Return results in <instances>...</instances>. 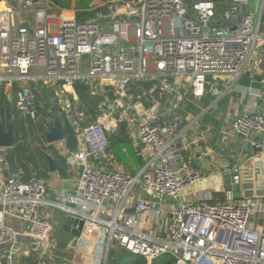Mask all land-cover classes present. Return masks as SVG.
I'll use <instances>...</instances> for the list:
<instances>
[{
  "label": "built area",
  "instance_id": "obj_1",
  "mask_svg": "<svg viewBox=\"0 0 264 264\" xmlns=\"http://www.w3.org/2000/svg\"><path fill=\"white\" fill-rule=\"evenodd\" d=\"M249 1L229 0L217 12L210 0H106L92 6L95 17L81 21L75 13L60 15L63 9L51 15L50 8H56L48 0H22L19 8L7 6L0 12V87L15 90L19 119L39 121L28 85L37 78L52 79L58 89L73 95V84L88 79L89 95L100 96L91 123L82 128L73 122L80 140L65 154L66 165L79 169L73 191L48 200L36 176L13 174L0 181V264H20L27 254L17 240L20 234L32 239L36 264L55 261L53 226L44 208L82 220L67 264H103L115 245L143 256L146 264L163 254H170L174 264H264V229L250 225L262 202L197 201L195 187L205 177L181 157L185 138L173 116L163 109L157 115L171 90L170 78L183 89L181 95L175 93L180 103L216 89L215 81L222 76L230 79L231 91L262 96L261 89L236 83L243 74L255 81L251 57L264 46V0H255L254 10ZM26 10L32 13L30 20L20 17ZM24 22L31 33L19 28ZM40 68L43 72L37 74ZM258 80L264 89V75ZM108 92L116 95L112 101ZM118 112L137 124L140 141L152 149L136 174L104 168L109 158L106 133L119 125ZM232 126L249 140L252 131L264 133V112L234 117ZM250 142L264 150V136ZM137 185L148 199L132 198ZM138 214L167 215L164 237L141 230ZM8 217L19 219L23 232L14 230Z\"/></svg>",
  "mask_w": 264,
  "mask_h": 264
},
{
  "label": "crops",
  "instance_id": "obj_2",
  "mask_svg": "<svg viewBox=\"0 0 264 264\" xmlns=\"http://www.w3.org/2000/svg\"><path fill=\"white\" fill-rule=\"evenodd\" d=\"M2 2H0V12L8 8ZM21 3L22 0L14 8H19ZM100 4L102 2L99 0H93L92 2V6ZM263 12L264 8L262 14ZM59 13L67 17L73 16L75 11L73 9H63ZM20 17L25 20H30L32 13L26 10L20 14ZM15 20L18 21L17 17ZM2 24L0 22V26ZM250 64L257 72L255 81L250 82L247 74H243L238 78L236 83L240 86H252L256 90L261 89L262 96L258 98L241 96L238 91H231L229 89L230 79L222 76L215 81L216 89L211 90L207 88L201 98L194 100L190 97V100L186 99L180 103L181 100H178V95L182 94L183 89H180V85L173 82V78H170L171 90L164 94L163 112L167 113V115H172L176 128L183 132L185 141L181 147V157L196 167L202 176L205 177V181L195 187L197 201H237L236 199L230 198V193L225 190L222 176L225 172H230L234 168H241L244 161V153L249 152L250 148L253 147L250 140L258 142L264 136V133L261 131H252L248 140L242 137V135L237 134L232 126V119L234 117L244 113L264 112V89L258 80L260 76L264 75V46L258 48L252 55ZM42 72L43 70L41 68L36 71L37 74H42ZM56 85L54 84L53 89L55 91L53 90V94L62 103L61 109L63 112L58 111V114L62 119L64 129L65 136L64 140H62L63 144H50L45 141L44 133L48 130L52 121L49 122L46 120L47 125H43L45 124L44 120L46 117L43 116L44 112L40 113L38 106V124L26 123L24 135H18L14 126L15 135L19 139L17 141L15 140L13 147L0 148V156L4 160V163L0 164V181H3L7 176H13V174L22 179L36 176L43 181L45 197L48 200H55L59 192H71L74 190L79 169L70 168L65 163V154L75 150L80 140L79 131L73 122L74 120L79 121L81 117L92 121L96 112L95 109V111L93 110V115L87 116L81 111L76 112V109H72V107L70 109L71 102L69 101V97L67 99V94L62 92L61 89H58ZM177 91L178 95L173 99ZM14 97V89H9L7 86L0 87V120L4 129H7L9 123L13 122L17 117L14 108ZM97 98L96 102H99L100 96L97 95ZM76 99L78 98H74L72 101L76 102ZM185 101L188 102L185 103ZM98 102L96 103V107ZM182 103L188 104L187 107L189 106L191 109L187 111L181 109ZM91 107L92 105L88 109L90 110ZM51 111L57 113L56 109H51ZM41 114L43 115L41 116ZM118 116L121 118V121L117 128L106 133L109 141V158L104 168L106 170L119 169L125 173L136 174L151 158L152 149L140 141L137 124L132 122L125 114L118 112ZM20 136H22L21 139ZM16 145L22 148L27 147V154L25 155V159L27 160L26 164L23 162V156H21L23 149L21 151L19 150V155H16L18 151L13 153ZM71 145H74V147L71 148ZM8 150L11 151V154L13 153V158L11 155L9 159L5 157L8 156L6 153ZM37 154H41V157L36 158ZM48 158L54 163V170H50ZM206 196L208 198H205ZM132 198L134 200L148 199L143 188L138 185L132 193ZM185 199H190L188 193H185ZM253 199L259 202L261 201L263 206L253 215L250 225L255 229L263 230L264 196L260 198L254 197ZM53 210L55 213L62 212L53 208H44L43 210V214L49 219L51 216V221V213ZM129 212H131V209ZM61 214H63L62 218L65 219L67 214L63 212ZM165 214L159 216V218L151 216L150 214H138L137 219L142 223L140 225L141 230L156 238L164 237L163 223L168 221V217ZM7 222L17 232H23V224L19 219L8 217ZM61 232L60 239L67 238L70 234L64 231L63 223L61 225ZM17 240L21 248L27 252V254L21 256L20 261V264H25L30 259L28 253L33 248V241L25 234H20ZM62 241L65 242L66 240ZM32 255L33 260H35V254L33 252Z\"/></svg>",
  "mask_w": 264,
  "mask_h": 264
},
{
  "label": "water",
  "instance_id": "obj_3",
  "mask_svg": "<svg viewBox=\"0 0 264 264\" xmlns=\"http://www.w3.org/2000/svg\"><path fill=\"white\" fill-rule=\"evenodd\" d=\"M263 10V9H262ZM19 28H25L32 32L27 22L19 25ZM96 90L101 93V88L96 85ZM176 98L174 94L173 99ZM159 108V113L162 111ZM52 122L48 130L44 133V139L47 143L53 144L64 140V129L60 115L52 112ZM153 124H156L154 121ZM16 135L13 122L9 123L7 129H4L0 120V148H10L15 144ZM244 161L241 168H234L230 172H225L222 176L225 190L230 193V198L241 200L243 198H254L264 196V150L261 148H250L249 152L244 153ZM50 170H54V163L48 158ZM236 177V178H234ZM82 228V220L73 215H67L63 221L64 231L78 236ZM106 258L103 264H106Z\"/></svg>",
  "mask_w": 264,
  "mask_h": 264
},
{
  "label": "rangeland",
  "instance_id": "obj_4",
  "mask_svg": "<svg viewBox=\"0 0 264 264\" xmlns=\"http://www.w3.org/2000/svg\"><path fill=\"white\" fill-rule=\"evenodd\" d=\"M2 1L4 2V3L3 2L2 3L6 7L7 6L14 7V6H17L21 0H2ZM254 6H255L254 1L250 0L249 1V7H251V9L253 8V10H254L255 9ZM50 10H51V12H50L51 15H55V16L59 15V13L56 10H54L53 8H50ZM89 81L90 80H88V79L77 80L73 84L74 95L71 93V91L64 92L67 94V96H66L67 99L69 97V99H70L69 101L71 102V105L69 106V108L71 109V107H72V109L73 108L76 109V112L81 111L82 113H84L87 116L93 115V110L95 111L96 103L98 102V101L96 102V100L98 99L97 96L89 95V90H88ZM54 84L55 83L53 82V80L49 79V78H37L33 81H30L28 84L34 92L36 105H37V107L39 106L40 113L44 112V115L41 114V116L43 115L46 117L44 122H46V120L49 122L52 121L51 109H56L57 113H58V111L61 113L63 112V110L61 109L62 103L59 102L58 97H56L55 94H53ZM2 86H5V85H2ZM107 96H108L110 101H112L116 97L115 93H113V92H108ZM74 98H78V99H76V102L72 101ZM91 105H92V107L89 110L88 107H90ZM71 111L73 112V110H71ZM79 119L80 120L78 122L80 124V127H82V128L92 122V121L86 120V118L84 119L82 117ZM31 123L32 124H38V119L36 121H32ZM41 134H43V133H41ZM26 150H27V147H24L22 150V155H21V156H23V162L25 164L27 161L25 159V155L27 154ZM35 151L38 152L37 149H35ZM10 152H11L10 150L6 151L8 156H5V157L7 159H9L10 155L13 156V153L11 154ZM39 157H41V154L36 155V158H39ZM11 159H10V162H11ZM57 211H60V210H57ZM61 213H55L54 210L51 213L52 214V221H51V216H50V222L54 228V230H53L54 234H52V239L54 240V243L56 244V246L58 245L59 250L65 251V253H66V251L71 253V245L76 240V237L70 233L67 238L60 239V234L62 233L61 232V225H62L63 220H64L62 218L63 214H61ZM62 240H66V241L64 242ZM68 245H69V248H67ZM112 248H120V247L115 245ZM68 249H69V251H68ZM29 257L30 258L32 257L31 259H34L31 250H29ZM48 260H50V259H48ZM34 261L36 263V260H34Z\"/></svg>",
  "mask_w": 264,
  "mask_h": 264
},
{
  "label": "trees",
  "instance_id": "obj_5",
  "mask_svg": "<svg viewBox=\"0 0 264 264\" xmlns=\"http://www.w3.org/2000/svg\"><path fill=\"white\" fill-rule=\"evenodd\" d=\"M2 0H0L1 2ZM51 5L56 8V11H59L60 9H73L75 11V16L77 20H86L91 19L95 17L96 10L92 9V2L93 0H48ZM100 2H104L106 0H99ZM192 0H186V2H191ZM213 1L216 4L217 12L224 9V7L227 6L229 0H210ZM261 26L262 29H264V12L261 16ZM97 96V95H96ZM188 101H185L187 103ZM181 104L182 108L190 110L188 104ZM14 126L17 130V134L24 135L25 134V126L26 122L23 119H19L16 117L14 120ZM22 136H20V139ZM19 138L16 137V141ZM69 142V140H67ZM74 145H71V148H73ZM23 148L19 147V145H16V148L14 149L13 153L15 151H18L16 155H19V150L21 151ZM12 157V155H11ZM13 158V157H12ZM60 247V246H59ZM72 247V245H71ZM69 248V245L68 247ZM69 251V249H68ZM53 255L55 256V261L48 262V264H67L68 260L71 257V254L66 251L59 250L58 245L53 250ZM22 263V262H21ZM25 264H36L33 259H28ZM47 264V263H46ZM106 264H146V260L143 256L133 254L129 251H126L122 248H110L108 252L107 262ZM152 264H174L173 258L170 254H163L156 259L152 261Z\"/></svg>",
  "mask_w": 264,
  "mask_h": 264
}]
</instances>
